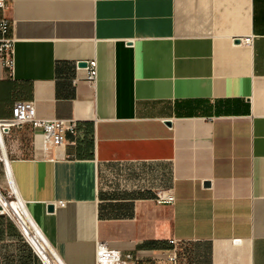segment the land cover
<instances>
[{
    "label": "crops",
    "instance_id": "1",
    "mask_svg": "<svg viewBox=\"0 0 264 264\" xmlns=\"http://www.w3.org/2000/svg\"><path fill=\"white\" fill-rule=\"evenodd\" d=\"M2 15L0 118L23 99L78 126L46 150L40 132L5 135L0 264H41L13 209L64 264H95L97 241L172 264L171 238L178 264H264V0H11Z\"/></svg>",
    "mask_w": 264,
    "mask_h": 264
},
{
    "label": "built area",
    "instance_id": "2",
    "mask_svg": "<svg viewBox=\"0 0 264 264\" xmlns=\"http://www.w3.org/2000/svg\"><path fill=\"white\" fill-rule=\"evenodd\" d=\"M11 0H0V9L3 11L7 8ZM9 22L5 16H0V63L7 69H11L13 65V37L9 34ZM252 35L241 38L244 44L251 43ZM76 68L79 69L78 62ZM84 79L90 85L95 84L97 80V62L95 59L85 61ZM75 81V79H74ZM78 123L75 119H61L54 118L50 120L39 118L36 114L35 104L32 100L16 99L10 109V116L0 118V135L2 137V144L0 146V177L3 167L6 165L5 159H8L7 148L4 137L13 128L26 129L25 141H30L31 136L40 132L43 137V148L49 149L51 147H58L64 144V134L69 131L76 133ZM7 191L0 183V210L9 212L10 202L6 199ZM170 198V197H164ZM6 201V202H5ZM11 205V204H10ZM12 215L17 223L22 234H24L30 242L33 251L41 264H62L58 259L56 253L51 249L45 251L46 259L36 251V246H41L40 242L31 240L29 231L26 228V219L17 210L13 209ZM168 242L172 245V249L168 254V259L172 264H178L182 258L178 255L179 248L182 243H178L175 239H169ZM183 256V254H182ZM184 257V256H183ZM95 264H131L129 255L122 256L119 250L110 248L105 242L97 241L95 243Z\"/></svg>",
    "mask_w": 264,
    "mask_h": 264
},
{
    "label": "bare ground",
    "instance_id": "3",
    "mask_svg": "<svg viewBox=\"0 0 264 264\" xmlns=\"http://www.w3.org/2000/svg\"><path fill=\"white\" fill-rule=\"evenodd\" d=\"M1 144H2V137H1V135H0V146H1ZM9 159H5V163H6V165H9ZM6 167V166H5ZM8 172V171H7ZM9 173V172H8ZM9 175V174H8ZM6 202V201H5ZM11 204V203H10ZM8 202H6V205L8 206V205H10ZM64 206V205H63ZM49 250L50 248H48V246L45 244V243H43L41 246H36V251L38 252V254H40V255H42L43 256V258L44 259H46V254H45V251L46 250ZM53 251V250H52ZM58 257V256H57ZM58 259L60 260V262L62 263V264H64L63 262H62V260L58 257ZM94 261H95V253H94ZM93 261V262H94Z\"/></svg>",
    "mask_w": 264,
    "mask_h": 264
},
{
    "label": "water",
    "instance_id": "4",
    "mask_svg": "<svg viewBox=\"0 0 264 264\" xmlns=\"http://www.w3.org/2000/svg\"><path fill=\"white\" fill-rule=\"evenodd\" d=\"M78 66H85V61L78 62ZM204 184L209 185V182L206 181ZM53 206H54L53 204H48L47 207H46L47 211H53V209H54Z\"/></svg>",
    "mask_w": 264,
    "mask_h": 264
},
{
    "label": "rangeland",
    "instance_id": "5",
    "mask_svg": "<svg viewBox=\"0 0 264 264\" xmlns=\"http://www.w3.org/2000/svg\"><path fill=\"white\" fill-rule=\"evenodd\" d=\"M13 156L15 157V156H21V155H19V154H13ZM5 195H6V199L8 200L7 194H5Z\"/></svg>",
    "mask_w": 264,
    "mask_h": 264
}]
</instances>
